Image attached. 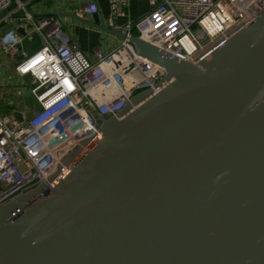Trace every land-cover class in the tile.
Here are the masks:
<instances>
[{
	"label": "water",
	"instance_id": "water-1",
	"mask_svg": "<svg viewBox=\"0 0 264 264\" xmlns=\"http://www.w3.org/2000/svg\"><path fill=\"white\" fill-rule=\"evenodd\" d=\"M130 42L162 89L100 119L53 187L0 208V264H264V9L197 64Z\"/></svg>",
	"mask_w": 264,
	"mask_h": 264
},
{
	"label": "built area",
	"instance_id": "built-area-1",
	"mask_svg": "<svg viewBox=\"0 0 264 264\" xmlns=\"http://www.w3.org/2000/svg\"><path fill=\"white\" fill-rule=\"evenodd\" d=\"M151 11L121 28L125 35L110 54L100 51L91 61L62 32L52 16L38 20L47 44L14 67L28 77L38 108L26 117L0 115V208L37 188L58 183L100 138V119L117 117L140 92L158 93L165 69L140 57L130 42L132 32L172 58L197 64L237 31L250 25L264 0H150ZM109 22L123 16L126 0H109ZM28 2L0 0V26L25 11ZM98 12L89 2L75 12L87 19ZM12 34L13 39L5 42ZM10 54L22 38L9 29L0 39ZM127 83L129 86L127 87ZM85 142H87L85 144Z\"/></svg>",
	"mask_w": 264,
	"mask_h": 264
},
{
	"label": "crops",
	"instance_id": "crops-1",
	"mask_svg": "<svg viewBox=\"0 0 264 264\" xmlns=\"http://www.w3.org/2000/svg\"><path fill=\"white\" fill-rule=\"evenodd\" d=\"M23 1L28 2L25 11L32 16V22L23 20V14L20 13L15 15L12 22H4L0 26V32L4 29L14 28L15 32L22 38L19 48L10 54H4L0 45V115L13 113L17 117L20 115L29 117L38 108L28 89L31 86L30 78L16 76L14 67L25 56L42 49L47 44L44 39L45 32L35 30L39 19L59 14V16H54V18L60 22L62 32L70 41L77 45L78 49L87 58L94 61L96 51L108 55L118 47L121 39L118 36L102 31L99 28L87 26L63 14L75 15V12L89 2L94 1L98 7V12L95 15L102 18L106 28L121 31V28L147 15L152 8L150 0H126L123 16L115 18L111 25L108 17L110 13L109 0ZM86 20H91V18L88 17ZM18 31H21V33Z\"/></svg>",
	"mask_w": 264,
	"mask_h": 264
},
{
	"label": "clouds",
	"instance_id": "clouds-1",
	"mask_svg": "<svg viewBox=\"0 0 264 264\" xmlns=\"http://www.w3.org/2000/svg\"><path fill=\"white\" fill-rule=\"evenodd\" d=\"M9 39H13V36L11 33L7 37H5V42H7Z\"/></svg>",
	"mask_w": 264,
	"mask_h": 264
},
{
	"label": "rangeland",
	"instance_id": "rangeland-1",
	"mask_svg": "<svg viewBox=\"0 0 264 264\" xmlns=\"http://www.w3.org/2000/svg\"><path fill=\"white\" fill-rule=\"evenodd\" d=\"M60 23V22H59ZM9 29H4V30H2L0 33H1V36L0 37H2L7 31H8ZM3 52V51H2ZM4 53V52H3ZM5 54V53H4ZM29 89V88H28Z\"/></svg>",
	"mask_w": 264,
	"mask_h": 264
},
{
	"label": "trees",
	"instance_id": "trees-1",
	"mask_svg": "<svg viewBox=\"0 0 264 264\" xmlns=\"http://www.w3.org/2000/svg\"><path fill=\"white\" fill-rule=\"evenodd\" d=\"M132 35L136 37L137 36V33L135 31H133V34Z\"/></svg>",
	"mask_w": 264,
	"mask_h": 264
},
{
	"label": "bare ground",
	"instance_id": "bare-ground-1",
	"mask_svg": "<svg viewBox=\"0 0 264 264\" xmlns=\"http://www.w3.org/2000/svg\"><path fill=\"white\" fill-rule=\"evenodd\" d=\"M129 86V84L127 83V87Z\"/></svg>",
	"mask_w": 264,
	"mask_h": 264
}]
</instances>
